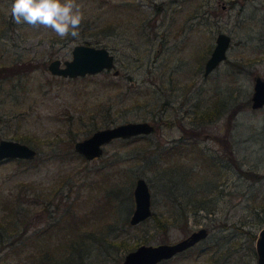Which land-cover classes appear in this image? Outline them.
Here are the masks:
<instances>
[{
  "label": "rangeland",
  "instance_id": "obj_1",
  "mask_svg": "<svg viewBox=\"0 0 264 264\" xmlns=\"http://www.w3.org/2000/svg\"><path fill=\"white\" fill-rule=\"evenodd\" d=\"M12 2L0 0V137L36 153L0 159V216L18 195L29 207L19 227L39 230L38 250L84 242L74 264H122L139 243L174 241L200 225L206 237L157 264H256L264 104L252 107L251 94L264 77V0H76L79 37L64 39L15 24ZM219 30L231 35L227 56L204 74ZM87 40L106 42L118 73L50 71L51 58ZM131 119L154 128L113 137L95 157L74 149L93 129ZM138 175L153 213L131 223ZM15 244L0 246V264H28L31 250Z\"/></svg>",
  "mask_w": 264,
  "mask_h": 264
},
{
  "label": "water",
  "instance_id": "obj_2",
  "mask_svg": "<svg viewBox=\"0 0 264 264\" xmlns=\"http://www.w3.org/2000/svg\"><path fill=\"white\" fill-rule=\"evenodd\" d=\"M230 41L231 35L227 31L219 30L216 33L214 45L204 61V74L212 70L227 56ZM47 66L54 73L68 76L96 72L104 68H112L113 73L119 72V68L115 66L114 53L108 46L83 41L73 44L70 57L61 60L56 56L49 60ZM262 104H264V77L257 75L253 82L251 106L258 107ZM153 128L154 124L148 119L123 120L97 127L87 135L76 138L73 147L85 157L91 158L99 155L103 150V144L113 137L147 133ZM35 153L36 148L25 141L0 137V159L8 157L29 158ZM133 196L134 206L129 215V221L136 223L152 212L150 188L143 175H138L135 179ZM207 232V227L200 225L174 241L141 242L125 252L122 264H157L162 258L169 257L176 251L204 238ZM255 249L257 252L256 264H264V225L257 232Z\"/></svg>",
  "mask_w": 264,
  "mask_h": 264
},
{
  "label": "trees",
  "instance_id": "obj_3",
  "mask_svg": "<svg viewBox=\"0 0 264 264\" xmlns=\"http://www.w3.org/2000/svg\"><path fill=\"white\" fill-rule=\"evenodd\" d=\"M100 38L97 37L95 41H98ZM85 42H88L85 41ZM105 45L106 42L104 43ZM108 46V45H107ZM20 71H13L12 73H16ZM18 73V74H19ZM17 74V76H18ZM11 78V77H9ZM208 113L212 112L211 107L207 109ZM72 138V137H71ZM244 172L247 174H254V175H259L255 170L253 169H243ZM13 202L10 207V212H6V215L9 216H14L11 219H4V216H0V235L2 236L0 238L1 241H6V242H0L2 243L0 246L3 245V243H11L15 242V248L18 250H21L23 248H28L31 250L30 252V261L28 264H74L77 260V255L75 254V251L80 252V246L81 244H84V242H77L74 239H71L70 242L64 243L62 242L61 245L57 246H52L53 242H44L45 246L42 248V250L37 249V242H36V237L39 232L38 229H34L32 232H26L27 227H19V217L22 215V213H25L24 211L28 210L29 207L28 205L22 204L21 197L18 195H15V197H12ZM20 211V214H19ZM153 213V212H152ZM21 221V219H20ZM58 221V220H57ZM7 223H10L13 225V232L10 230V233L12 234L11 237H6L3 236L4 231L8 230L9 227L7 228ZM49 226V225H48ZM48 226L43 227L42 230L40 231H47L48 233ZM51 235V233H48L47 236ZM65 247V249L61 252V248ZM59 250V252H57ZM37 252L39 253V258L36 257L34 258L33 256H37ZM32 256V257H31Z\"/></svg>",
  "mask_w": 264,
  "mask_h": 264
},
{
  "label": "clouds",
  "instance_id": "obj_4",
  "mask_svg": "<svg viewBox=\"0 0 264 264\" xmlns=\"http://www.w3.org/2000/svg\"><path fill=\"white\" fill-rule=\"evenodd\" d=\"M11 16L17 25L42 26L61 39L78 38L83 19L76 0H13Z\"/></svg>",
  "mask_w": 264,
  "mask_h": 264
},
{
  "label": "flooded vegetation",
  "instance_id": "obj_5",
  "mask_svg": "<svg viewBox=\"0 0 264 264\" xmlns=\"http://www.w3.org/2000/svg\"><path fill=\"white\" fill-rule=\"evenodd\" d=\"M152 213V212H151ZM207 227V226H206ZM207 230H208V228H207ZM207 234H208V232H207ZM207 236V235H206ZM205 236V237H206ZM203 239V238H202ZM201 240V239H200ZM199 241V240H198ZM198 241H196V242H198ZM195 242V243H196ZM195 243H193V244H191V245H189V246H187L186 248H183V249H181V250H179V251H176L174 254H172L171 256H173V255H175L176 253H178V252H180V251H183V250H186V249H188V248H190V247H192ZM171 256H169V257H166V258H162L160 261H162V260H164V259H167V258H170Z\"/></svg>",
  "mask_w": 264,
  "mask_h": 264
}]
</instances>
